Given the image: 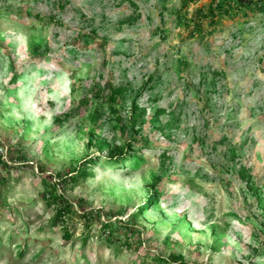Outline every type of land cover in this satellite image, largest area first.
<instances>
[{"label": "rangeland", "instance_id": "rangeland-1", "mask_svg": "<svg viewBox=\"0 0 264 264\" xmlns=\"http://www.w3.org/2000/svg\"><path fill=\"white\" fill-rule=\"evenodd\" d=\"M234 1L0 0V264H264V10Z\"/></svg>", "mask_w": 264, "mask_h": 264}, {"label": "trees", "instance_id": "trees-1", "mask_svg": "<svg viewBox=\"0 0 264 264\" xmlns=\"http://www.w3.org/2000/svg\"><path fill=\"white\" fill-rule=\"evenodd\" d=\"M193 1V0H192ZM196 1V0H194ZM132 3L137 6V4L132 1ZM251 4H253V6H248L249 8H254V9H259L261 8L262 10H264V0H251ZM239 5V4H238ZM243 8V6H237L234 0H212V2L209 5V8H207V11L205 13H203V15L201 16V25H203V20L205 18H208V20L210 19V22H215V21H219L220 17L226 16V15H234L237 13L241 12V9ZM200 24H196V26L194 27L193 31H197L202 29ZM119 96V90L117 88H112L111 89V98L116 100ZM143 139V138H142ZM0 164H4V161L2 159V157L0 156ZM82 175H87L88 174V170L87 168L84 170H81ZM62 201L61 207L58 211L57 216L60 215H66L68 214V212H70L73 209V205L70 202H67L63 197L59 198ZM86 214V213H85ZM109 232V235H106L105 232ZM101 238H105L108 239L109 241H113V236L115 233V228L113 227L112 222H105L101 224ZM105 233V234H104ZM105 235V237H104ZM176 259H174V261L176 262V264H185V262L183 260H178L179 258L175 257ZM170 261L164 257H157V259L154 261V264H169Z\"/></svg>", "mask_w": 264, "mask_h": 264}, {"label": "built area", "instance_id": "built-area-1", "mask_svg": "<svg viewBox=\"0 0 264 264\" xmlns=\"http://www.w3.org/2000/svg\"><path fill=\"white\" fill-rule=\"evenodd\" d=\"M4 151V147L0 145V154H2Z\"/></svg>", "mask_w": 264, "mask_h": 264}]
</instances>
